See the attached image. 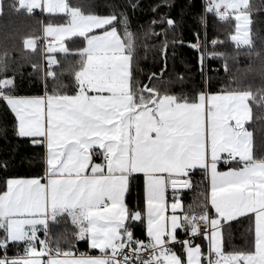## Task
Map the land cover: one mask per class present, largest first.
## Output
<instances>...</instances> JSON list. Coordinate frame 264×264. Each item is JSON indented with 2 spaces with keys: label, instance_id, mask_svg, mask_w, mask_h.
Listing matches in <instances>:
<instances>
[{
  "label": "snow or ice",
  "instance_id": "obj_1",
  "mask_svg": "<svg viewBox=\"0 0 264 264\" xmlns=\"http://www.w3.org/2000/svg\"><path fill=\"white\" fill-rule=\"evenodd\" d=\"M164 6L167 0L152 11ZM36 9L63 18L43 25L45 92L16 95L14 77L5 75L0 78V104L13 115L17 137L44 148V174L4 181L0 264H264V156L256 155L253 134L245 127L252 115L249 101H256L257 93L264 101V85L253 92L251 85L236 80L219 92L211 91V85L191 97L171 92L172 82L164 81L163 74L167 32L177 21L166 14L153 19L145 33L164 36V67L141 85L132 72L136 42L126 12L102 16L86 14L68 0H17V11L32 14ZM204 12V50L199 43L192 45L201 52L202 69L207 44L215 48L224 43L207 41L208 14L224 23L234 21L228 39L251 54L249 0H205ZM155 27L161 31L156 33ZM77 37L83 47H66V41ZM37 39H26L25 48L35 50ZM57 51L80 57L75 69H66L74 71L73 94L47 89V81L57 79L52 70L58 65ZM208 58L223 59L228 71L224 53L209 52ZM33 68L39 70V65ZM6 70L0 64V72ZM221 162L229 165L224 171L219 170ZM197 169L210 180L200 210L189 205L177 215L182 207L179 190L192 187ZM136 174L144 177L143 208L127 201ZM169 207L173 214L165 215ZM241 217L251 222L252 247L225 251L222 228ZM61 222L71 223V234L65 228L54 238L52 225ZM137 222L146 240L135 236ZM178 230L188 238L179 239ZM193 238L202 241L193 246ZM79 241L98 254L78 252ZM10 247L16 249L11 256Z\"/></svg>",
  "mask_w": 264,
  "mask_h": 264
},
{
  "label": "trees",
  "instance_id": "obj_2",
  "mask_svg": "<svg viewBox=\"0 0 264 264\" xmlns=\"http://www.w3.org/2000/svg\"><path fill=\"white\" fill-rule=\"evenodd\" d=\"M165 0H68L73 6H82L85 13L97 15H109L114 10L117 14L126 12L129 18V30L135 36L136 49L132 63L134 78L141 85L149 83L151 73H159L164 67L163 59L160 55L161 42L164 36H154L148 32L153 19H159L161 15H167L177 21V27L167 32V68L163 74L164 81H171V92L175 94L183 93L189 97L195 92L204 89L219 92L223 87L234 86V81L239 80L252 87L256 92L264 85V0H249L251 5L250 34L254 48L249 54L247 48L237 49L235 44L228 37L234 30V21L224 23L218 21L213 14L206 16L207 41L218 39L223 44L215 48L210 43L207 44L208 51L205 52L203 69L200 64L201 52L192 45L199 43L201 51L205 45V23L202 17L205 16V0H167V5L160 7L158 12H153L152 8L163 5ZM131 4L138 7L133 10ZM12 8L15 12L27 16L19 20L12 19ZM54 17H44L39 11L32 14L25 10L17 11L15 0H3L0 13V64H6V72H0V78L5 75L14 77L15 94L19 96L41 95L45 92L44 74L47 70L42 48L37 41L35 50L25 48L26 38L40 37V29L44 22L54 20ZM55 22H63L62 16H56ZM120 34L123 35V29ZM159 27H155V32L159 33ZM199 34V35H197ZM174 42V43H173ZM209 52L224 53L227 57L228 71L224 69L223 59L208 58ZM256 53H261L257 56ZM58 65L53 66L57 79L47 81L49 92L56 88L66 90L68 94H73L74 71L76 61L80 59L78 55L58 56ZM39 65V70L33 65ZM182 76L183 80L178 81L177 77ZM252 109L251 120L246 124L247 129L253 134V141L257 156H264V101L259 100L257 93L256 101H249ZM14 117L0 104V192L5 189L4 181L9 177H37L44 174V148L34 147L27 138H18L14 133ZM7 165L5 168L4 165ZM192 187L181 191V201L184 209L189 205L197 212L206 194V182L204 172L197 169L191 176ZM143 179L136 175L131 182L130 191L127 194L129 205L139 202L143 208ZM65 228L71 234L69 222H61L52 225L53 237L63 232ZM134 234L137 238L146 240L145 229L139 222L136 223ZM252 240L251 222L242 217L236 221L223 226V245L225 251L250 250ZM76 250L80 253L98 254V250H91L85 241L75 244ZM203 251L206 246L203 242ZM16 249L10 247L8 254L11 256ZM22 251V248H21Z\"/></svg>",
  "mask_w": 264,
  "mask_h": 264
},
{
  "label": "crops",
  "instance_id": "obj_3",
  "mask_svg": "<svg viewBox=\"0 0 264 264\" xmlns=\"http://www.w3.org/2000/svg\"><path fill=\"white\" fill-rule=\"evenodd\" d=\"M2 1L3 0H0V13H1V9H2ZM16 1V3H17V0H15ZM35 11H39L40 12V14L41 15H43L44 17H54V16H50V15H48V14H45V13H42L39 9H36V10H34V12ZM55 19H58V18H56V16H55V18H54V20ZM54 20H52V22H55ZM60 22V21H59ZM46 23H48V22H44L43 24H42V26H41V29H40V37H39V39H37V41H39V43H40V45H41V48H42V53H43V55H44V60H45V63H46V67H47V60H46V55H47V53L46 52H44L43 51V49H44V47H45V41H44V34H43V25L44 24H46ZM49 39L51 40V37H49ZM84 45H83V40H82V38H75L74 40H68V41H66V47H68L69 49H72V50H74V49H76V48H80V47H83ZM53 55L55 56V59L58 61L59 59H58V56H66V55H77L74 51H72V52H69V53H60V52H55V53H53ZM55 66V65H54ZM44 94V93H43ZM43 94H41V95H43ZM29 96H37V95H29ZM252 116V115H251ZM251 120V119H250ZM249 122V121H248ZM248 122H246V124L248 123ZM246 124H245V127H246ZM247 128V127H246ZM45 151V150H44ZM99 161V157H97V162ZM229 165H225V164H223V163H220L219 164V170L220 171H224V170H226V168L228 167ZM200 170V169H199ZM201 171H203V170H201ZM204 172V171H203ZM136 175H140V176H142V179H143V193H144V177H143V175L142 174H136ZM23 178H29V177H23ZM204 180H205V182H206V193H207V191H208V189H209V184H210V180H209V178H208V176H207V174L204 172ZM4 190H6V189H4ZM184 189L182 188V189H180L179 191H180V195H181V191H183ZM172 195H173V190L171 189V188H169L168 190H167V193H166V200L168 201V203L170 204L171 202H172ZM181 204H182V201H181ZM183 211H184V207H183V204H182V207H181V209H177L176 210V212H175V214H177V215H182L183 214ZM171 214H173V210L169 207L168 209H167V211H166V213H165V215H171ZM242 218V217H241ZM238 219H240V218H238ZM237 219V220H238ZM70 223V222H69ZM231 223V222H230ZM225 224H228V223H225ZM224 224V225H225ZM70 225H71V223H70ZM71 227H72V225H71ZM222 233H223V228H222ZM38 235L41 237V238H43V233L42 232H40V233H38ZM146 235V234H145ZM201 241H202V238H198L197 239V241H196V243H201ZM86 242V241H85ZM205 243V246H206V251H207V242H204ZM251 247H252V245H251ZM251 249V248H250ZM93 255H95V254H93Z\"/></svg>",
  "mask_w": 264,
  "mask_h": 264
},
{
  "label": "rangeland",
  "instance_id": "obj_4",
  "mask_svg": "<svg viewBox=\"0 0 264 264\" xmlns=\"http://www.w3.org/2000/svg\"><path fill=\"white\" fill-rule=\"evenodd\" d=\"M10 9H12V8H10ZM16 10V9H15ZM15 10H11V12H12V19H15V20H19V19H21L22 17H24V20L26 21V18H28L27 16H25V15H22L21 13H18V12H15ZM26 17V18H25ZM233 32H234V30H233ZM232 32V33H233ZM30 38V37H29ZM29 38H26V39H29ZM25 39V40H26ZM195 244H197V243H194L193 244V246L195 245Z\"/></svg>",
  "mask_w": 264,
  "mask_h": 264
},
{
  "label": "built area",
  "instance_id": "obj_5",
  "mask_svg": "<svg viewBox=\"0 0 264 264\" xmlns=\"http://www.w3.org/2000/svg\"><path fill=\"white\" fill-rule=\"evenodd\" d=\"M221 163H222V162H221ZM223 164H224V163H223ZM177 235H178L179 239H181V240H183V239H185V238H188V237H186V235H185L183 232H180L179 230H178ZM197 239H198V238H193V244L196 243Z\"/></svg>",
  "mask_w": 264,
  "mask_h": 264
}]
</instances>
